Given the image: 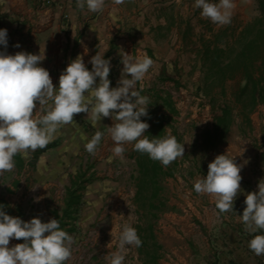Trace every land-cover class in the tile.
I'll use <instances>...</instances> for the list:
<instances>
[{
  "label": "crops",
  "instance_id": "1",
  "mask_svg": "<svg viewBox=\"0 0 264 264\" xmlns=\"http://www.w3.org/2000/svg\"><path fill=\"white\" fill-rule=\"evenodd\" d=\"M210 2L218 3L219 0ZM233 3L231 23L221 26L202 17L201 10L194 7L195 0H124L119 5L113 0H105L104 9L99 13L89 11L87 6L79 9L77 0H0V29L7 30L8 40L7 49L0 45V52L14 55L24 51L38 55L40 48L45 50L46 59L39 66L49 71L57 89L61 73L78 55L83 56L89 71L92 70L89 61L97 53L110 60V87L117 86L123 69L121 50L131 55L133 61L147 55L153 59L154 65L136 85L137 90L143 88L141 95L146 96L152 89L158 88L156 83L165 76L172 74L174 77L176 73H181L180 69H195L193 64L196 63L202 38H210L211 34L235 20L244 23L251 20L257 9L256 0H233ZM17 44L19 48L15 47ZM85 47L88 50L86 55ZM168 88H161L159 93L169 95ZM152 102L150 100L148 109L155 106ZM206 110L212 112V118L208 119V128L201 131L192 148L187 142L183 143L185 136L179 135L173 125L176 116L169 114L161 104L158 106V113L168 115L174 126L166 127V136H173L176 131L185 152L183 157L176 159L177 171L163 182L161 197L169 209L153 214L157 218L153 235L160 246L155 263L264 264V255L257 256L248 247L253 235H264V230L250 234L240 220L246 207V195L258 191V183L264 179V146L261 145L264 130L256 129L261 125L260 118L263 117L261 122H264V102L258 104L250 115L252 130L247 135L239 132L246 138L243 147L229 140L231 134H236L232 130L233 124L225 142L206 152L212 161L218 155L227 154L242 166L241 191L234 201L233 211L225 213H219L213 197L194 191V182L206 177L208 172L197 171L192 163L185 161L187 157H194V149L202 143L203 133L214 127L217 112L212 104ZM43 114L42 108L36 113L37 116ZM114 123H118L115 117L101 118L93 126L86 113L76 114L73 123L63 125L56 138L48 144L55 143L54 146L40 154L38 149L29 151L27 156L30 155V161L23 153L17 154L23 165L20 169L16 164L15 167L24 171L31 163L33 176L39 183L46 187H62L66 191L82 166L81 155L86 152L85 144L96 131L104 134L101 140L106 138L109 151L114 147L107 130ZM97 153L98 150L95 155ZM183 162L189 164L188 176L181 171L187 166ZM19 243L22 240L12 239L9 244L14 246Z\"/></svg>",
  "mask_w": 264,
  "mask_h": 264
},
{
  "label": "clouds",
  "instance_id": "2",
  "mask_svg": "<svg viewBox=\"0 0 264 264\" xmlns=\"http://www.w3.org/2000/svg\"><path fill=\"white\" fill-rule=\"evenodd\" d=\"M113 3L123 4L124 0H113ZM85 6L99 13L104 9L105 0H77L79 9ZM194 7L201 10L202 17L222 26L231 23L235 5L233 0L218 3L195 0ZM0 45L7 49L6 29H0ZM87 51L85 47V55ZM44 52L41 48L38 55L24 51L14 55L0 52V175L14 169L17 154L27 156L29 151L46 147L56 138L59 129L73 123L74 115L80 113H86L93 126L101 118L115 117L118 123L107 127L115 145L111 149L114 157L123 158L124 145L133 142L135 151L148 154L165 167L184 156V144L175 136L149 139L145 135L150 125L142 122L141 117L148 116L150 99L142 96L143 88L137 90L136 85L154 65L153 59L145 55L133 61L131 55L121 50L123 69L117 86L110 87V60L97 53L89 61L92 65L89 71L83 56L78 55L61 73L57 89L49 71L39 66L46 59ZM40 108L45 114L37 116ZM103 135L95 132L85 144L88 153L95 154ZM241 170L235 159L227 154L218 155L209 163L207 176L194 182V191L213 197L219 213L233 211L241 191ZM257 187L258 191L246 195V207L240 216L245 231L250 234L264 230V179ZM12 239L24 242L9 247ZM74 243V238L61 229L55 218L46 223L39 218L25 222L0 210V264H66ZM126 246H142L137 230L127 224L119 236L118 250L106 256L109 264H123L122 252ZM248 247L255 255H264V235H253Z\"/></svg>",
  "mask_w": 264,
  "mask_h": 264
},
{
  "label": "rangeland",
  "instance_id": "3",
  "mask_svg": "<svg viewBox=\"0 0 264 264\" xmlns=\"http://www.w3.org/2000/svg\"><path fill=\"white\" fill-rule=\"evenodd\" d=\"M257 14L258 10L256 9L251 19ZM243 24L245 23L240 20H235L231 25L238 27ZM195 62L193 64L195 69H180L181 73H176L174 77L172 74L170 76L167 75L170 79L158 80V83H156L158 88H154L151 90L152 92L146 94L153 101L152 103H155L157 101L156 95L162 92L161 88L169 87L168 93L171 99L173 97L174 102L178 104L180 113L178 117L176 116L175 121H173V125L179 135L185 136L183 143L187 142L192 148L195 147L194 143L198 139V136L201 135V131L208 128V119L212 118V112L206 110V107L211 104L209 98L200 96L197 92V87L201 83V73L198 58L195 59ZM171 81L175 82L172 83ZM164 83L168 84L166 85ZM240 85L241 81L239 78L228 81L226 83V97L215 94L211 98L214 111L218 112L226 101L232 104V96ZM232 108L236 116L233 123L235 126L232 130L236 134H231L229 140L234 144H242L243 147V142H246V138L242 137L243 135L239 132L242 133L243 131L247 135L248 131H251L252 128L249 129L246 123L237 115L239 112L238 107L232 106ZM237 118H239L238 123L236 122ZM259 120L261 125H258L256 129L264 130V122H261L263 117ZM105 141L106 138L104 137L97 148V155L90 154L87 151L81 155L82 166H80V169L85 171L89 166L92 169L86 175L88 181L83 183L82 189L79 192L82 200L77 218L75 222L67 221L69 226H74L75 232L69 235L74 238L75 243L72 245V256L66 264H109L106 256L118 250L119 236L125 224L137 230L141 241L142 237H148L149 225H152L153 231L157 224V218L153 216L155 211H149L145 200L140 199L136 201L135 178L138 172L134 159V142L124 145L126 151L123 154V158H121L113 156V153L109 151L108 142ZM224 142L225 140L221 143ZM112 144L114 145L113 141ZM261 145L264 146V138L262 139ZM26 159L29 160L30 155ZM185 161L192 163L197 171L208 172V165L212 162V158L207 153H200L198 151L195 158L193 156L191 158L187 157ZM188 163H186V168H181L185 176H188ZM28 164L30 168L33 166L31 163ZM16 171L12 170L8 173L7 179L9 181L18 177L15 174ZM21 174V177L24 179L33 178L38 182L33 176V169L21 171ZM39 184L44 186L40 192L43 199V210L39 214H31L23 217L22 219L25 222L30 221L32 218H39L42 222L46 223L54 218L53 213L55 211L59 214L62 213L66 191L62 187H46V185ZM92 213H95V215H92ZM69 226H66V229ZM147 242L152 244L154 241L149 239ZM147 251L149 250L145 247L126 246V251L122 252L125 256L123 264H152L150 257L147 255ZM150 251L151 253H158V250L155 251L152 248Z\"/></svg>",
  "mask_w": 264,
  "mask_h": 264
},
{
  "label": "trees",
  "instance_id": "4",
  "mask_svg": "<svg viewBox=\"0 0 264 264\" xmlns=\"http://www.w3.org/2000/svg\"><path fill=\"white\" fill-rule=\"evenodd\" d=\"M258 14L241 26L229 25L224 29L215 32L210 38L202 39L197 58L200 62L201 83L197 87L198 95L208 97L213 104L212 97L218 94L226 97V83L239 78L240 87L232 96V104L227 101L220 107L214 117V127L205 131L202 135V143L194 149V157L197 152L206 153L208 150L222 142L230 131L235 114L232 106L238 107V116L249 129L252 128L250 115L256 106L264 102V0H256ZM164 79H170L165 76ZM174 80V79H171ZM157 101L152 109H148V116L141 117L142 122L151 126L146 132L149 139L164 138L166 127H171V118L168 115L158 113V106H161L172 116H177L178 111L168 94L158 93ZM173 136L181 143L176 131ZM55 144V143H54ZM47 145L38 149L40 154L47 148L54 146ZM134 159L138 175L136 179V201L145 200L149 211H166L169 206L163 201L161 192L163 182L166 178L172 177L177 171L176 160L169 166H163L159 161L149 158L148 154L134 152ZM16 166L20 169L23 161L20 156L16 157ZM92 168L89 166L85 171H80L71 179L70 186L66 189V197L62 213H53L54 218L59 220L60 227L68 234L75 232L73 225H68L67 221H74L80 211L82 196L79 194L84 182H87V173ZM7 215L20 217V213H14L10 209H2ZM66 226H69L66 229ZM148 237H142V246L147 248V255L150 262L156 264L157 256L151 253V248L155 251L160 249L156 243L152 225L148 227ZM154 242L149 244L147 241ZM147 264V263H145Z\"/></svg>",
  "mask_w": 264,
  "mask_h": 264
},
{
  "label": "built area",
  "instance_id": "5",
  "mask_svg": "<svg viewBox=\"0 0 264 264\" xmlns=\"http://www.w3.org/2000/svg\"><path fill=\"white\" fill-rule=\"evenodd\" d=\"M173 103L178 111V117L180 115L179 107L174 102V98ZM31 169L32 167L30 168V165L27 164L24 171ZM13 170H17L15 174L18 177H15L11 181L7 179L9 172L0 175V206H3L2 209L7 208L14 213H20V219L31 214H39L43 210V199L40 192L44 186L40 185L33 178H22L21 170L18 171L16 167ZM9 247H12V244H9Z\"/></svg>",
  "mask_w": 264,
  "mask_h": 264
}]
</instances>
